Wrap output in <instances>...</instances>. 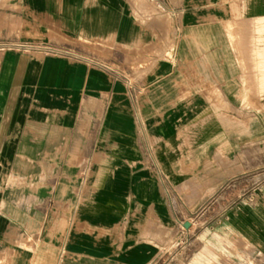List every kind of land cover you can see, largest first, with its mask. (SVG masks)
Instances as JSON below:
<instances>
[{
  "label": "crops",
  "instance_id": "1",
  "mask_svg": "<svg viewBox=\"0 0 264 264\" xmlns=\"http://www.w3.org/2000/svg\"><path fill=\"white\" fill-rule=\"evenodd\" d=\"M182 230L264 264V0H0V264H151Z\"/></svg>",
  "mask_w": 264,
  "mask_h": 264
},
{
  "label": "rangeland",
  "instance_id": "2",
  "mask_svg": "<svg viewBox=\"0 0 264 264\" xmlns=\"http://www.w3.org/2000/svg\"><path fill=\"white\" fill-rule=\"evenodd\" d=\"M70 44L81 47L90 46L89 43L76 39L70 40ZM93 47L98 46L94 45ZM250 178L251 177H246L234 187L231 186L227 189L229 202L240 198L242 194H245L254 186V182H252ZM202 234L203 233L199 235L198 231L186 234L185 231L182 230L177 238H171L165 243L161 254L151 264H193L194 251L196 247L199 246L198 240L204 238Z\"/></svg>",
  "mask_w": 264,
  "mask_h": 264
},
{
  "label": "built area",
  "instance_id": "3",
  "mask_svg": "<svg viewBox=\"0 0 264 264\" xmlns=\"http://www.w3.org/2000/svg\"><path fill=\"white\" fill-rule=\"evenodd\" d=\"M45 50L50 52V53H57L58 52V49L51 48V47H45Z\"/></svg>",
  "mask_w": 264,
  "mask_h": 264
}]
</instances>
